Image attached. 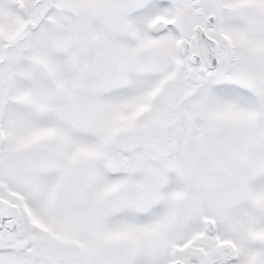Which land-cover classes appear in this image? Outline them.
<instances>
[{"label": "snow or ice", "instance_id": "obj_1", "mask_svg": "<svg viewBox=\"0 0 264 264\" xmlns=\"http://www.w3.org/2000/svg\"><path fill=\"white\" fill-rule=\"evenodd\" d=\"M0 264H264V0H0Z\"/></svg>", "mask_w": 264, "mask_h": 264}]
</instances>
